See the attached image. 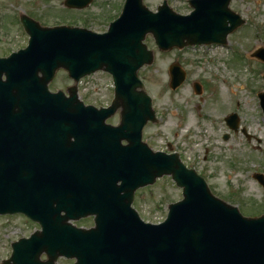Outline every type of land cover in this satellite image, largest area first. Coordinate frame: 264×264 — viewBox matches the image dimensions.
I'll return each instance as SVG.
<instances>
[{
  "label": "water",
  "instance_id": "1",
  "mask_svg": "<svg viewBox=\"0 0 264 264\" xmlns=\"http://www.w3.org/2000/svg\"><path fill=\"white\" fill-rule=\"evenodd\" d=\"M90 1L65 0L64 5L83 8ZM229 1L190 0L194 10L184 16L165 3L153 13L142 0H126L120 17L103 34L77 27L40 28L23 19L30 43L13 58L25 73L39 69L52 74L63 66L77 79L103 68L113 76L115 102L123 109L120 125L113 127L104 123L113 105L81 112L73 93L68 131L63 122L61 133L52 132L55 128L51 134L33 132L31 104H25V127L16 124L15 116L0 122V214L22 212L41 226L12 243L6 264H55L58 256L75 257V264H264V215L242 216L213 197L175 154L153 153L140 142L142 125L154 119L149 97L136 89V70L152 61L142 43L145 34L150 32L161 49L224 43L243 23L228 8ZM253 55L264 61V48ZM169 74L171 88L184 79L177 64L170 65ZM194 89L201 91L198 84ZM259 97L264 110V93ZM225 121L237 129L235 113ZM122 138L129 144L122 146ZM162 174H171L183 187L184 199L169 206L162 224H144L129 200L135 187ZM255 177L264 186V177ZM89 214L95 215L94 228L67 222ZM42 252L46 261L39 260Z\"/></svg>",
  "mask_w": 264,
  "mask_h": 264
},
{
  "label": "rangeland",
  "instance_id": "2",
  "mask_svg": "<svg viewBox=\"0 0 264 264\" xmlns=\"http://www.w3.org/2000/svg\"><path fill=\"white\" fill-rule=\"evenodd\" d=\"M123 0H93L83 9H68L63 0H0V54L25 45L17 15L26 14L42 25L67 24L103 32L120 11ZM155 10L163 0H142ZM173 10L185 14L190 11L187 0H166ZM229 8L245 23L227 36L224 47H184L160 51L150 34L144 43L153 52L151 64L138 71L147 93L152 98L156 123L148 122L142 139L153 150L180 153L181 160L195 169L207 181L213 195L237 206L246 216L264 213V187L253 173L264 175V114L257 91H264V63L244 58L256 48L264 47V0H231ZM230 48V49H229ZM232 49V50H231ZM177 62L186 72L185 81L175 90L169 88L168 66ZM64 70H58L51 88L72 85ZM110 77L102 71L81 79L78 96L85 103L108 105L113 97ZM194 82L202 85L201 94L193 91ZM235 112L240 126L251 136L247 139L238 130H230L224 117ZM119 121L118 111L107 119ZM225 135L227 138L225 139ZM181 198V190L169 176L135 192L132 206L144 221H162L167 206ZM90 226L91 217L74 222ZM38 226L24 218L0 216V264L10 255V243L28 236ZM44 259V254L41 255ZM71 259L58 258L57 264H72Z\"/></svg>",
  "mask_w": 264,
  "mask_h": 264
},
{
  "label": "flooded vegetation",
  "instance_id": "3",
  "mask_svg": "<svg viewBox=\"0 0 264 264\" xmlns=\"http://www.w3.org/2000/svg\"><path fill=\"white\" fill-rule=\"evenodd\" d=\"M52 87L50 84H49V88Z\"/></svg>",
  "mask_w": 264,
  "mask_h": 264
}]
</instances>
